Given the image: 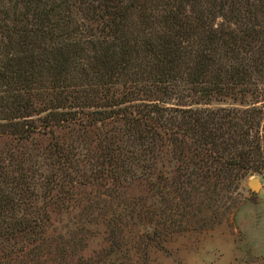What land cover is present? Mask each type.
<instances>
[{
	"label": "trees",
	"instance_id": "1",
	"mask_svg": "<svg viewBox=\"0 0 264 264\" xmlns=\"http://www.w3.org/2000/svg\"><path fill=\"white\" fill-rule=\"evenodd\" d=\"M256 176L264 0H0V264H156Z\"/></svg>",
	"mask_w": 264,
	"mask_h": 264
},
{
	"label": "rangeland",
	"instance_id": "2",
	"mask_svg": "<svg viewBox=\"0 0 264 264\" xmlns=\"http://www.w3.org/2000/svg\"><path fill=\"white\" fill-rule=\"evenodd\" d=\"M255 178L264 183V176ZM249 181L228 219L204 233L177 237L167 246L169 255H156V264H264V194L253 193Z\"/></svg>",
	"mask_w": 264,
	"mask_h": 264
},
{
	"label": "water",
	"instance_id": "3",
	"mask_svg": "<svg viewBox=\"0 0 264 264\" xmlns=\"http://www.w3.org/2000/svg\"><path fill=\"white\" fill-rule=\"evenodd\" d=\"M248 187L253 193H259L262 191L264 194V183L259 178L251 179L248 182Z\"/></svg>",
	"mask_w": 264,
	"mask_h": 264
}]
</instances>
